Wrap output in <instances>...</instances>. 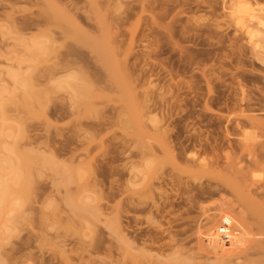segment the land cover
<instances>
[{"label": "rangeland", "instance_id": "obj_1", "mask_svg": "<svg viewBox=\"0 0 264 264\" xmlns=\"http://www.w3.org/2000/svg\"><path fill=\"white\" fill-rule=\"evenodd\" d=\"M234 1L0 0V264L264 257V220L183 171L196 153L227 175L264 143V26ZM206 208L229 230L207 231Z\"/></svg>", "mask_w": 264, "mask_h": 264}, {"label": "bare ground", "instance_id": "obj_2", "mask_svg": "<svg viewBox=\"0 0 264 264\" xmlns=\"http://www.w3.org/2000/svg\"><path fill=\"white\" fill-rule=\"evenodd\" d=\"M252 2H255V0H251ZM243 2H244V0H243ZM243 2H240V0L238 1V0H236V1H234V4H233V6H234V8L233 9H235V14H237V12H236V10L238 11V12H240L241 11V13H242V11H245V12H247V13H249L248 15H249V17L248 18H250L249 20L251 21L252 20V22H253V20H255V22H254V24L255 25H258V28H260L259 26H264V7H262V8H255L256 6L258 7V5L260 6V4H258V5H252L251 6V4H249V2H245V3H243ZM254 6V7H253ZM262 6H264V5H262ZM245 12H243V14L245 13ZM241 13H238V14H241ZM242 15V14H241ZM241 15H239V16H241ZM245 15H246V13H245ZM238 16V15H237ZM243 16V15H242ZM247 16V15H246ZM244 18V17H243ZM246 19H247V17H246ZM34 20V19H33ZM240 20V19H239ZM249 20H247V21H249ZM32 21V20H31ZM35 21V20H34ZM249 21V22H250ZM30 22V21H29ZM33 23V22H32ZM30 24V23H29ZM35 24V23H34ZM31 25V24H30ZM251 25H253L252 23H251ZM27 26V25H26ZM250 26V25H249ZM252 27V26H251ZM253 28V27H252ZM251 28V29H252ZM254 28H256V29H258L257 27H254ZM262 28H264V27H262ZM261 30L262 31H264V29H260L259 31L261 32ZM254 31H256L257 32V30H255L254 29ZM253 30L251 31V32H249V33H251V34H253L252 32H254ZM5 105V104H4ZM262 125V127H264V124H261ZM165 137V136H164ZM169 141V140H168ZM188 141V140H187ZM190 142V141H189ZM168 143V142H167ZM181 143H183V142H181ZM179 145H181V144H179ZM183 145V144H182ZM182 145H181V149L180 148H178L179 150H177V152H176V157L177 158H181V157H183L184 155L183 154H185V151L187 150V149H189V145L188 144H186L187 146H183L182 147ZM193 145V144H192ZM191 145V147H194V145L192 146ZM170 146V145H169ZM199 147V146H198ZM170 148V147H169ZM201 149V148H200ZM188 151V150H187ZM200 151V150H199ZM238 151H239V153H240V156L242 157V160H243V153L244 152H246V155H247V166H244V167H238V164L237 163H240L239 162V159H238V162H234V164L230 161L229 163L227 162V167L225 168L227 171L226 172H228V174L227 175H225L226 173H221L220 171L218 172V173H216V171L214 170V168H213V165H214V163H218L217 161H215V162H213V163H211V162H207L206 160H204V159H202L201 158V161H198V155L196 156V153L195 154H191L190 155V153L187 155V157L185 158V160L187 159V161H189L191 164H189L188 166L186 165V169L184 170L183 169V171L184 172H187V173H189L193 178H196V177H199V178H201V177H203V176H206V175H208V176H213V178H216V176H217V178H219V177H222V181L226 184V186L227 187H229V188H231L237 195L239 194V197L238 198H241V200L243 201L242 203H240V205L242 204L243 205V203L246 205V207H247V209H249L250 210V212L252 213V214H256V215H258V217H260V218H262V220H264V181H262V183H258V182H261V181H258L257 182V180H253V175H250V172H252V171H255V170H258V169H260V170H264V143H259V144H255V145H246V144H242L241 146H240V148L238 149ZM169 152L172 154V155H174V149L173 148H170V150H169ZM195 152V151H194ZM197 152V151H196ZM200 152H202V150L200 151ZM151 153H152V158H151V163L153 162V163H157L158 161H159V158H158V156H156V154L154 153V152H152L151 151ZM197 153H199V152H197ZM202 153H204V152H202ZM151 155V154H150ZM236 155V154H235ZM234 155V156H235ZM238 156V154L236 155V157ZM151 157V156H150ZM228 160H229V157H226ZM239 158V157H238ZM234 159V158H233ZM233 161V160H232ZM236 161V160H235ZM162 165H164L163 163H161ZM160 164V165H161ZM161 165V166H162ZM158 167V166H157ZM129 169V168H128ZM159 169H160V166H159ZM158 170V169H157ZM112 171V170H111ZM128 171V170H127ZM225 172V171H224ZM154 173V172H153ZM220 174H223V175H220ZM251 174H253V173H251ZM156 175H157V172H156ZM156 175H153L154 176V178L153 177H151V181L152 180H155L156 178H158ZM249 175H250V177H249ZM156 176V177H155ZM251 176L253 177V178H251ZM178 177V176H177ZM162 178V177H161ZM212 178V177H211ZM250 178V179H249ZM178 179V178H177ZM177 179H170V180H173L172 181V183L174 182V181H176ZM169 180V179H168ZM170 180H169V182H170ZM150 181V182H151ZM164 182H166L165 180H163ZM179 181H180V179H179ZM164 182H163V184H164ZM181 182V181H180ZM204 182V181H203ZM167 183V182H166ZM165 183V184H166ZM181 183H183V182H181ZM221 183V182H220ZM5 184H6V181H5ZM154 184V183H153ZM170 184H171V182H170ZM177 185V186H179L180 185V183L178 182V180H177V183L176 182H174V184L173 185ZM179 184V185H178ZM204 184V183H203ZM208 184V183H207ZM206 184V185H207ZM223 184V183H222ZM161 185V188L163 187L162 186V184H160ZM167 185V184H166ZM172 184H171V186H173ZM176 185H175V187H176ZM192 185V184H191ZM202 185V184H201ZM213 185V184H212ZM210 185L209 184V187H203V188H201V187H199V185H197L198 187H197V189H196V191L199 189V188H201V191L198 193L199 194V196H200V194L201 195H204L203 196V198L206 200V198H213V196L214 195H219V194H221V192L223 191V190H221V189H219V187H218V189H217V187H214V188H212L213 186H215V185ZM220 185V184H219ZM185 186V185H184ZM187 186H189V185H187ZM208 186V185H207ZM212 186V187H211ZM217 186V185H216ZM223 186V185H222ZM241 186L242 187H244V191L242 192V191H238V190H240V188H241ZM8 187V186H7ZM111 187V186H110ZM152 187V186H151ZM150 187V188H151ZM186 187V186H185ZM193 187V186H192ZM160 188V186H158V189H160L159 191H160V193H162V194H165L164 196H165V198L168 196L166 193V190L165 189H161ZM174 188V187H173ZM194 188V187H193ZM193 188H192V191H193ZM100 189V188H99ZM109 189V188H108ZM152 189V188H151ZM153 189H154V187H153ZM190 189H191V186H190ZM113 190V189H112ZM112 190H111V192H112ZM123 190V189H122ZM170 190V189H169ZM175 190V189H174ZM182 190V189H181ZM5 191V190H4ZM190 192H192L191 190H189ZM231 191V190H230ZM8 192V191H7ZM175 192V191H174ZM245 192V193H244ZM195 194H196V192H194ZM232 194H233V192H231ZM9 194V193H8ZM170 194V193H169ZM191 195V194H190ZM193 195V194H192ZM192 195H191V198H192ZM261 196V198L259 199V198H257V196L258 197H260ZM105 196V195H104ZM175 196V195H174ZM195 197H197L196 195H194ZM102 197V196H101ZM114 197V196H113ZM168 198V197H167ZM166 198V199H167ZM199 198V197H198ZM202 197H201V199H203ZM194 199V198H193ZM197 199V198H196ZM129 200V199H128ZM225 200V199H224ZM238 200V199H237ZM240 200V199H239ZM240 200V201H241ZM166 201V200H165ZM223 201V200H222ZM132 202H133V200H132ZM139 202V201H138ZM162 202V201H161ZM196 202V201H195ZM202 202V201H201ZM201 202H199V203H201ZM210 202V201H209ZM217 202H219V200L217 201ZM216 202V203H217ZM239 202V201H238ZM125 203V202H124ZM203 203H206V202H203ZM138 204H140V203H138ZM155 204V203H154ZM165 204V203H164ZM127 205V204H126ZM142 204H140V205H138V206H141ZM156 206H155V208L157 207V211H159V208H158V202H157V204H155ZM198 205H200V204H198ZM244 205V206H245ZM196 206V205H195ZM212 206V205H211ZM213 206H215V205H213ZM135 207V204H134V206H133V208ZM136 207H137V205H136ZM142 207H144L143 205H142ZM204 207V206H203ZM207 207V206H206ZM215 207H217V205L215 206ZM215 207L212 209V210H215ZM218 207H219V205H218ZM226 207V206H225ZM225 207H223V208H225ZM121 208V207H120ZM128 208V207H127ZM200 208H202V206H200ZM199 208V209H200ZM221 208V207H220ZM243 208V207H242ZM143 209V208H142ZM141 209V210H142ZM145 209V208H144ZM191 209H193V207L191 208ZM204 209V208H203ZM207 209V208H206ZM205 209V210H206ZM245 209V208H244ZM117 210V209H116ZM122 210V209H121ZM134 210H140L139 209V207L137 208V209H135L134 208ZM140 210V211H141ZM177 210V209H176ZM246 210V209H245ZM249 210H248V212H249ZM129 211V210H128ZM143 211V210H142ZM202 211V210H201ZM209 211V208L206 210V211H202V212H200L199 211V213H202V214H204L205 216L204 217H206V219L208 220H206L208 223L207 224H203V226H206V225H208V227H207V231H210V230H214V229H217V230H220V231H227V229L229 230V227L227 226V225H224V223L223 224H221L220 223V218L219 219H214V215H212V214H209V213H211V212H208ZM211 211V210H210ZM222 211H225L226 212V209H224V210H222ZM156 212V211H155ZM159 213V212H158ZM189 213V212H188ZM178 214V213H177ZM219 214V213H218ZM217 215V214H216ZM223 215V214H222ZM222 215L220 216V217H222ZM199 216V215H198ZM201 216H203V215H201ZM188 217V216H187ZM194 218V217H193ZM192 218V219H193ZM185 219V218H184ZM191 220V219H190ZM195 220H196V218H195ZM194 220V221H195ZM223 221V220H222ZM221 221V222H222ZM183 222V221H182ZM185 222V221H184ZM202 222V221H201ZM170 223H171V220H170ZM194 223V222H193ZM200 223V222H199ZM199 223H196V226H197V224H199ZM190 224V223H189ZM169 225V224H168ZM195 225V224H194ZM193 226V225H192ZM191 226V227H192ZM202 227V226H201ZM196 228V227H195ZM203 228V230H204V228H206V227H202ZM202 228H200V231H201V229ZM193 229H194V227H193ZM198 229H199V227H198ZM198 229H197V231H198ZM167 231H169V230H167ZM186 231V230H185ZM200 231H199V233H200ZM187 232V231H186ZM193 233V232H192ZM196 233V232H195ZM207 233V232H206ZM262 233H264V231H262ZM198 234V233H197ZM201 234V233H200ZM178 235V234H177ZM170 236V235H169ZM191 236V235H190ZM188 237V236H187ZM175 240V239H174ZM180 241V240H179ZM243 242V241H242ZM178 243V242H177ZM255 246H257V245H255ZM260 245H258V247H259ZM251 248V247H250ZM260 249H261V246L259 247ZM254 250H255V248H253ZM256 251H259V249L258 250H256ZM261 251V250H260ZM252 252V251H251ZM262 252H264V248H262ZM258 253H260V252H258ZM252 254V253H251ZM253 254H255V253H253ZM262 254H264V253H262ZM262 256V255H261ZM261 258V257H260ZM259 258V259H260ZM262 258H264V257H262ZM261 258V259H262ZM258 258L257 259H255L254 261H250L249 263L250 264H258V260H259ZM260 259V260H261ZM251 260V259H250ZM259 260V264H261L262 262V260H264V259H262L261 261ZM225 264V262H222V264ZM229 263V262H228Z\"/></svg>", "mask_w": 264, "mask_h": 264}]
</instances>
